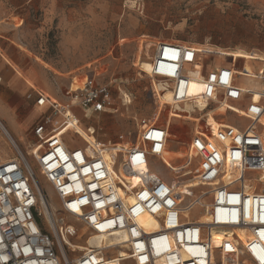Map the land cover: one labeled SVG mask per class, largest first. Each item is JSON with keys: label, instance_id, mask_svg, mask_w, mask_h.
<instances>
[{"label": "built area", "instance_id": "built-area-1", "mask_svg": "<svg viewBox=\"0 0 264 264\" xmlns=\"http://www.w3.org/2000/svg\"><path fill=\"white\" fill-rule=\"evenodd\" d=\"M153 47L149 72L144 73L158 86L151 88L156 102L165 92L170 96L169 104L160 108L168 107L166 119L163 124L141 120L137 141L126 150H116L111 165L98 150L103 142L96 148L83 138V146L71 145L64 134L53 138L70 119L82 124L114 110L109 85L97 78L99 74L85 75L75 89L70 83L63 92L64 102L37 93L35 104L46 107L47 114L32 129L39 143L29 155L50 185L57 208L52 212L49 207L45 213L49 201L27 157L17 152L0 161V264H110V260L115 264H264V125L259 122L264 92L241 88L236 78L246 74H237L234 65L209 67L208 54L193 45L159 40ZM244 94L263 101L248 103L240 114L229 103ZM189 104L200 112L210 105L225 106L248 123L212 131L203 116L191 121L185 163L173 170L163 161L169 119L190 121L178 116L190 115L184 107ZM55 119L61 122L57 126L51 124ZM84 128L95 134L93 127ZM0 131L7 136L1 123ZM154 159L173 177L195 179L208 189L186 202L189 191L178 193L174 182L155 173ZM234 172L236 176L224 181ZM204 196H210L208 203ZM201 215L208 222H201ZM42 216L50 233L39 222ZM143 216L150 217L149 226ZM68 217L74 222H65ZM211 227L229 231L230 239L213 245ZM94 234L106 238L74 258L59 245L64 238L88 240Z\"/></svg>", "mask_w": 264, "mask_h": 264}, {"label": "rangeland", "instance_id": "rangeland-1", "mask_svg": "<svg viewBox=\"0 0 264 264\" xmlns=\"http://www.w3.org/2000/svg\"><path fill=\"white\" fill-rule=\"evenodd\" d=\"M152 40L153 45L146 49L147 42ZM158 40L179 41L194 47L208 45L228 51L246 49L257 53V49H264V0H0V87H5L6 74L16 75L18 83L35 95L31 88L34 87L33 77L18 71L20 60L26 59L24 65L27 66L35 61V57L48 69L54 91L51 95L60 102L65 101L63 92L72 78L84 80L85 75L99 74L97 78L109 85L115 111L94 115L88 121L82 120V126L93 127L94 136L101 142L132 145L137 141L139 122L144 119L154 121L157 112L158 102L152 95L151 80L144 72H148L153 46ZM137 46L140 55L135 58ZM24 50L30 52L29 57H24ZM208 55L213 61H231L228 58L217 59L215 54ZM237 64L241 66L242 60L237 59ZM240 80L247 86L254 85L244 78ZM167 94L165 92L162 97ZM33 107V103L26 105L21 98H17L15 103L0 102V109L15 115L18 121L24 119ZM184 107L193 115L200 111L193 104ZM167 111L168 107L160 110L157 124L164 123ZM227 117L236 125L248 123L246 119H237L236 115L228 114ZM221 118L220 115L215 116L218 122ZM42 119L38 113L26 127L21 128L18 136L11 133L24 153L39 143L32 128ZM171 121L169 149L183 152L182 159L177 158L172 164H184L186 143L194 127L191 121L195 120L171 118ZM60 123L55 119L51 124L57 126ZM119 136L123 137L122 140ZM64 138L71 145L81 146L86 140L82 134L72 131L64 133ZM116 147L108 152L121 150V147ZM16 153L12 143L0 131V160L15 157ZM27 159L35 167L30 155ZM195 166L193 163L190 168L193 170ZM151 169L166 181H175L174 175L157 159L153 160ZM35 173L49 204L57 208L50 185L39 175L36 167ZM206 189L197 186L187 190L190 195L186 196V202ZM203 200L208 203L210 196H204ZM64 221L74 222L69 217ZM39 222L43 230L50 233L44 216ZM76 225L81 231L82 225ZM225 231L216 232L215 246ZM70 240L88 245L87 240H79L77 236ZM80 254L67 249L70 258Z\"/></svg>", "mask_w": 264, "mask_h": 264}, {"label": "bare ground", "instance_id": "bare-ground-1", "mask_svg": "<svg viewBox=\"0 0 264 264\" xmlns=\"http://www.w3.org/2000/svg\"><path fill=\"white\" fill-rule=\"evenodd\" d=\"M2 22V21H1ZM148 38V37H147ZM151 40V39H149ZM159 41V40H158ZM154 41H148L147 44H146V49L147 47H150V45L153 43ZM153 45V44H152ZM151 45V46H152ZM199 52L201 53H204V54H215L217 56V59L219 58H228L230 59L231 61L232 60H236L237 59H240L242 60V63L244 65V69L245 71L249 74V76L251 78H247L246 80L250 83V84H254L252 85V89L253 88H257L255 87V85H257V79H253L252 77L255 76V73L253 71V64L254 63H257V61H264V57H262L261 55L257 54L256 52H245L241 49H237V50H224V49H221L220 47L217 48V47H211V46H208V45H197L195 47ZM140 55V48L139 46H137L136 48V55H135V58L138 57ZM149 68L150 66L148 67V72H149ZM243 68V67H242ZM237 69V68H236ZM236 71V70H235ZM237 74L238 72L240 73L241 71L237 70L236 71ZM257 73V72H256ZM246 74V73H245ZM243 77V76H242ZM260 77V76H259ZM258 77V78H259ZM244 78V77H243ZM259 81V80H258ZM82 82H83V79H77L76 77L75 78H72V81H71V87L72 89H75V88H78L82 85ZM29 84H31V82H28ZM259 85V83H258ZM32 86V85H31ZM153 86V84H152ZM193 87H197V83H194V86ZM243 88L246 87V86H242ZM152 88V87H151ZM154 89H158V86L157 85H154L153 86ZM263 88V87H261ZM248 89V88H247ZM122 93V92H121ZM125 94V93H124ZM125 96V95H124ZM125 98V97H124ZM129 99V98H128ZM167 99V100H166ZM126 100V98H125ZM130 100H127V103H129ZM170 102V96L169 94L165 95L164 97H162V95L159 96V99H158V106H157V112H156V115L154 117V119H158V116H159V113H160V108H162L165 104H169ZM200 108L202 107V105L199 106ZM232 109L236 110L237 112H241L240 114H243V111L241 110H238L237 108L233 107V106H230ZM177 108V107H176ZM226 113V109H225V106H219L213 110H210L206 113V115H204L202 117V119H204V121L206 122L207 126L208 127H211L212 131H215L217 128L219 127H222V126H231V124L229 123H226V122H222V123H219L217 122L215 119H214V115H221V114H224ZM170 116H174L173 115V110H171V115ZM177 116V115H176ZM178 116H181V118L185 119V120H191V119H194L195 121L198 120V117H192L191 115H178ZM183 116V117H182ZM152 119V118H151ZM153 120V119H152ZM153 122V121H151ZM172 122L171 121V118L169 119V123ZM259 122L260 124L264 125V113L263 115L259 118ZM0 123L1 125L3 126V128L5 129V131L7 132V138L8 140L12 143V146H13V149L16 151V152H20L23 154L24 157H27L29 154L32 153V151H36V149L38 148L37 145H33L32 148L30 149V151L28 152H23L21 150V148L18 146L17 142L13 139L12 137V134L10 132V130L4 125L3 123V120L0 118ZM68 124L66 125V127L62 128L58 133H56L54 135L53 138H60V135L61 134H64V133H68V131H72V132H77L79 134H82L87 142H89V144H91L92 146L98 148V143H102L100 141H98L94 135H90L83 127L81 124L78 123V121H74L73 119H70L68 120L67 122ZM90 127V126H89ZM264 128V127H263ZM90 130H92V127H90ZM171 134V132H170ZM169 134V136H170ZM214 140V138H211ZM212 140V141H213ZM103 145L104 147L103 148H98V150H101V153H102V156L105 158V160L111 165L112 161H113V158H114V152H108L109 150H112L113 149V144L112 143H104L103 142ZM119 147H121V150H126L128 147H130V144H128V146H125V145H120ZM183 153V152H182ZM182 153L178 150H170L169 149V144H168V141H167V149L164 153V156H163V161L170 167L173 168V170H177L179 169L178 167L183 165V164H180V165H173L172 162L177 159V158H181L183 157ZM185 154V153H184ZM3 160V159H2ZM176 161V160H175ZM183 163V162H182ZM178 164V163H177ZM228 171H230L228 169ZM236 176V172L234 173H231V174H228L225 178H224V181H227V180H230L232 179V177ZM174 178V185L176 186L175 189L177 190L178 193H181L183 194L184 192L186 193L187 190H189L188 188H195L198 186V184L196 183L195 179H177L176 177H173ZM112 179H113V176H112ZM247 191H251L249 189H247ZM45 204V203H44ZM49 207L50 209L52 210V212H54V205L52 203H48V204H45V213L47 214V210H49ZM144 223L146 226H149L150 225V217L148 216H143L142 217ZM199 220L201 222H208V218L206 215H201ZM221 231V230H225V229H221V228H216V227H211L210 229V233H209V240L210 242L214 245L213 243V239L214 237L217 235L218 231ZM217 232V233H216ZM216 234V235H215ZM230 232L228 231H225L221 234V237L220 239H225V240H229L230 239ZM101 238H106L105 236H96L95 234L93 236H91L90 238H88L87 244H80V243H73L71 242V240L69 238H64L63 241H60L59 245L61 247V249H63V251L65 252V254L67 255V249L68 251H76V252H82L83 250H85L86 248H89V247H94L95 245H97L99 243V241L101 240ZM219 243V242H218ZM110 264H115V261L113 260H110Z\"/></svg>", "mask_w": 264, "mask_h": 264}, {"label": "crops", "instance_id": "crops-1", "mask_svg": "<svg viewBox=\"0 0 264 264\" xmlns=\"http://www.w3.org/2000/svg\"><path fill=\"white\" fill-rule=\"evenodd\" d=\"M241 50L247 52L246 49H241ZM28 54H30L29 51L23 52L24 57H29ZM257 54H259L262 57H264V49H262V48L257 49ZM208 56L209 55H207L205 57H206V60L208 62L209 67H211V68H216V67H221V66L232 67L234 65L236 71L240 70L241 71L240 73H243V74L246 73V76H243L244 79L251 78L249 76V74L245 71L243 63L241 64V66H238L237 60H236V62H235V60H232V61H229V63H227V62L219 61V60H216V61L214 60L213 61ZM20 61H22V62H19V64H18L20 66L18 71H20V72H22L24 74H29V75H31L33 77L34 87H31V88L34 90V94L35 95L31 94L30 91L26 90L25 86H23V85L18 83V81H17L18 77L16 75L11 76V75H7L6 74L5 82H4L5 87L4 88L0 87V102L15 103L17 98H21V100L26 105H29V104L33 103V106H34L32 108V110L30 111V113H28V115H26L25 118L22 119L21 121H18L17 118L15 117V115H12L7 110L0 109V118L4 121L6 127L10 130V132L14 136H18V134L21 132V128L22 127H26L36 114L39 113V116H41L42 118H43L44 115L47 114L46 107H38L35 104L37 93H39V92H44L46 94L50 93L49 95L52 96L51 94H53V92H54L53 91V85L50 82V80L48 78L47 71H46L48 69L45 68L36 59V57H35V61L32 62L30 65L27 64V66L24 65L25 61H27L26 59L20 60ZM253 71L255 73V76L252 77V78L253 79H257V85H256L257 88L256 89L255 88L252 89L251 86L245 85V83H243L240 80L241 78H243L242 76H237V78H236L237 83L239 84V86L241 88H243L242 87L243 85L246 86V87L243 88L245 90L249 89V90H254L256 92H264V61H257V63H254L253 64ZM238 74H239V72H238ZM0 78L2 80L1 74H0ZM19 79H21V78H19ZM1 80H0V82H1ZM258 83H259V85H258ZM31 84H33V83H31ZM261 87H263V88H261ZM262 101H263L262 98H260L259 96H257V97L254 96L253 97V96H250L249 94H244L240 100L234 101V102H230L229 105L237 108L238 110L243 111V109L246 107V105L248 103H251V102L261 103ZM35 107H37V108H35ZM215 108H217V107L214 106V105H210L205 110H203L201 112L199 111L197 113V115H193L191 113H190V115L192 117L193 116L194 117L204 116L205 115L204 113H207L208 111L213 110ZM200 109H202V107ZM228 114L229 115H236V118L238 117L237 119L243 118L242 116H239V115H237L235 113L226 111V113L220 115V116H222L221 121L225 122V120H226V121H228L227 123H229V124H231V126H235V127H243L244 125H246V124H244L243 126H240V125H236L234 123V121H232V120L229 121L230 119H229V117H227ZM215 116H217V115H214V119H215ZM243 119H245V118H243ZM215 120L217 121L218 119H215ZM221 121L219 123H222ZM120 145L121 144H119V145L115 144L113 146V149H114V147H116V146L119 147ZM31 148L32 147H30V149ZM0 161H2V160H0Z\"/></svg>", "mask_w": 264, "mask_h": 264}]
</instances>
